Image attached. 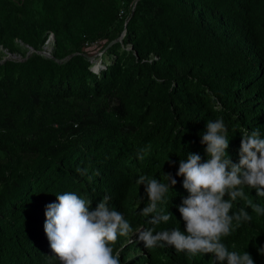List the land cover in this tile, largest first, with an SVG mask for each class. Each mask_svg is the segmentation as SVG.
I'll list each match as a JSON object with an SVG mask.
<instances>
[{"label":"trees","instance_id":"1","mask_svg":"<svg viewBox=\"0 0 264 264\" xmlns=\"http://www.w3.org/2000/svg\"><path fill=\"white\" fill-rule=\"evenodd\" d=\"M94 48L105 49L97 70ZM218 118L234 163L245 130L264 136V0H0V264H60L45 212L67 191L93 210L110 197L133 231L184 230L179 162L209 159L202 133ZM169 173L177 183L159 207L173 216L153 226L137 181ZM244 192L231 214L252 219L222 242L264 264V215L249 206L264 197ZM129 238L114 245L125 264H221Z\"/></svg>","mask_w":264,"mask_h":264},{"label":"clouds","instance_id":"2","mask_svg":"<svg viewBox=\"0 0 264 264\" xmlns=\"http://www.w3.org/2000/svg\"><path fill=\"white\" fill-rule=\"evenodd\" d=\"M206 129L201 143L206 145L209 159L202 162L199 154L188 153L179 162L177 175L184 177L183 187L189 193L179 206L184 230L173 227L157 231L141 225L133 231L125 215L109 207L108 196L93 210L92 201L75 192L56 194L58 202L46 206L44 231L60 264H125L114 245L120 237L129 235V243L138 244L139 240L148 249L174 246L178 252L193 256L211 253L221 264H255L249 252L229 251L222 240L231 235L234 222L239 227L240 222L252 219L243 208L231 214L234 202L246 199L244 188L255 189L258 196L264 197V136L259 129L245 130L239 162L234 163L227 151L229 139L224 120H210ZM77 171L81 175L87 173L86 169ZM164 180L141 175L137 181L145 186L148 200L142 214L150 217L153 226L167 224L173 216L159 206L177 181L170 173L164 174ZM249 206L264 215V207ZM142 253L143 247L135 255Z\"/></svg>","mask_w":264,"mask_h":264},{"label":"rangeland","instance_id":"3","mask_svg":"<svg viewBox=\"0 0 264 264\" xmlns=\"http://www.w3.org/2000/svg\"><path fill=\"white\" fill-rule=\"evenodd\" d=\"M53 41H54V38L53 37H51L50 39H49V41H48V43H47V45H46V47H47V52H49L50 53V51L52 50V43H53ZM92 54H93V57H92V59H95V60H97L96 61V64H95V67L97 68V67H100V63H101V56L102 55H104V53H105V49H96V48H94V49H92V52H91ZM9 56L10 57H14V58H16L14 55H10L9 54ZM18 57V56H17ZM106 61L107 62H109L110 60L107 58L106 59Z\"/></svg>","mask_w":264,"mask_h":264},{"label":"water","instance_id":"4","mask_svg":"<svg viewBox=\"0 0 264 264\" xmlns=\"http://www.w3.org/2000/svg\"><path fill=\"white\" fill-rule=\"evenodd\" d=\"M130 18H131V16L128 18V20H129ZM128 20H127V22H128ZM127 22H126V24H127ZM31 50H32V49H31ZM31 50H30V52H31ZM30 52H29V53H30ZM42 53H44V54H46V55H50V53L47 52L46 50H43ZM10 55H14L15 57L17 56V55H15V54H10ZM6 58H10V56L7 55ZM97 69H98V67H97ZM97 69H96V70H97Z\"/></svg>","mask_w":264,"mask_h":264},{"label":"built area","instance_id":"5","mask_svg":"<svg viewBox=\"0 0 264 264\" xmlns=\"http://www.w3.org/2000/svg\"><path fill=\"white\" fill-rule=\"evenodd\" d=\"M51 37H53V36L51 35Z\"/></svg>","mask_w":264,"mask_h":264},{"label":"bare ground","instance_id":"6","mask_svg":"<svg viewBox=\"0 0 264 264\" xmlns=\"http://www.w3.org/2000/svg\"><path fill=\"white\" fill-rule=\"evenodd\" d=\"M95 69H97V68H95Z\"/></svg>","mask_w":264,"mask_h":264}]
</instances>
